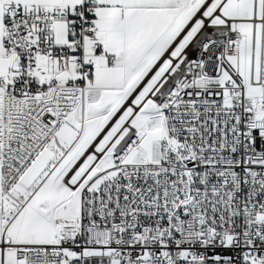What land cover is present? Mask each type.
<instances>
[{"label":"snow or ice","instance_id":"6c2138e0","mask_svg":"<svg viewBox=\"0 0 264 264\" xmlns=\"http://www.w3.org/2000/svg\"><path fill=\"white\" fill-rule=\"evenodd\" d=\"M0 264H264V0H0Z\"/></svg>","mask_w":264,"mask_h":264}]
</instances>
